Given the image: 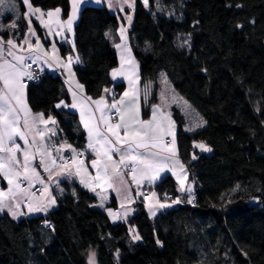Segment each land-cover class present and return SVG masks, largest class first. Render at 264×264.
Masks as SVG:
<instances>
[{
    "label": "trees",
    "instance_id": "obj_1",
    "mask_svg": "<svg viewBox=\"0 0 264 264\" xmlns=\"http://www.w3.org/2000/svg\"><path fill=\"white\" fill-rule=\"evenodd\" d=\"M9 1L15 6L0 16V35L21 41L26 9L22 0ZM31 2L45 11L61 8L65 17L71 12V0ZM133 11L128 33L145 88L143 116L163 102L166 78L199 120L194 125L178 104L169 109L192 192L179 193L169 174L156 190L164 202L179 203L151 217L141 202L129 221L113 222L94 194L65 180L54 191L57 207L47 214L20 220L0 214V264H90L92 253L97 264H264V175L243 159L237 139L238 131H247L251 145L264 151V0H137ZM122 23L105 6L81 10L75 70L89 98H101L106 89L117 97L125 89L113 79ZM43 70L38 81H28L32 90L50 84L53 95L69 103L59 75ZM59 115L88 153L77 116ZM200 143L212 154L196 147ZM137 234L141 239L134 240Z\"/></svg>",
    "mask_w": 264,
    "mask_h": 264
},
{
    "label": "crops",
    "instance_id": "obj_2",
    "mask_svg": "<svg viewBox=\"0 0 264 264\" xmlns=\"http://www.w3.org/2000/svg\"><path fill=\"white\" fill-rule=\"evenodd\" d=\"M24 3V0H22ZM33 9H36L29 0ZM137 0H129L128 3H125V0H82L77 5L76 18L73 22L71 31L67 28L62 27L63 22L68 19L64 16L63 10L57 16H54L52 20H49L47 16L48 11L51 10H41L44 13L43 16L40 13H35L29 11L28 6L24 3L25 6V16L27 21V29L25 31L24 38L21 41H17L13 38H9L15 41V47L11 48L16 56L24 57V64L21 67L22 71H27V65L29 63H34L48 73L57 76L60 82L66 85V90L70 96V102L65 100L57 99V96H54L52 92L55 91L53 86L45 84L44 88L40 90L39 93H36L32 90L30 83L27 81L26 76H22L21 83L24 85V95L26 98L27 106L31 109L33 115L37 113H43L44 119L47 120L48 117H52L55 120V124L49 122L47 125L42 123L33 124L31 119L29 121V128L25 129L23 127V118L20 120L18 130L23 131L27 138V143L25 140L20 137H14L13 141H6L5 146L8 148H14L15 145L20 146V150L16 151V158L20 162L17 165H11L12 173L10 176L5 177L2 172H0V191H3L8 194L6 202L9 204L12 210L17 211L18 213H24L14 217L8 209L0 211V214H8L15 220H20L24 217H33L47 214L49 211L57 207L58 202L55 196V188L59 187L61 182L65 180H71L78 182L84 189L89 190L92 194L97 197L96 206L101 209L106 210L107 214L113 222H122L129 221L137 210V205L142 202V198L147 197V201L144 204L146 210L149 211L151 217H155L163 208H160L159 204H166L167 206L172 204V201L164 202L160 198L159 192H157L155 185L167 177L169 174L174 176L177 182L179 193H189L187 191H180L181 185L177 175H180L183 178V173L176 161L178 160L180 164L183 165L186 170L185 164L182 162L179 153V142L177 141V125L172 119L171 114L168 110V106L160 101V103H155L151 106V114L149 117L143 116V97L145 88L141 85L140 77V66L137 62H133L134 70L129 74L121 71V51L117 48V53L119 57V66L117 67V73L113 79L115 82H123L125 84L124 91L117 97L114 96L113 89H108L105 92L103 97V103L97 105L95 101L100 100L101 98L92 99L85 95L84 87L81 89L80 93L71 90L70 83H75V80L79 83L77 78V73L75 70L76 65L80 60L77 61V52L75 47V28L78 23L81 10L84 6L94 5V6H105L111 12L117 14L122 19V24L124 25L125 31L128 33L129 29L133 25L134 20V8L136 6ZM111 5V6H110ZM15 6L13 1L7 0V2H0V16H6L9 11L13 10L11 7ZM73 3L71 0V12L72 14ZM39 17V19L37 18ZM130 17V20H129ZM59 19L60 25L55 23ZM0 19V28H2L3 23ZM43 21V22H42ZM41 29H39V27ZM47 24V26H45ZM29 28L35 33L29 32ZM120 31V30H119ZM120 36V35H119ZM0 38L4 42L9 39H4L1 35ZM25 40L28 43H25ZM121 43V36L120 41ZM66 45L70 50L66 55H64L59 46ZM117 45V44H116ZM54 46V47H53ZM11 46L4 43L3 45V54L0 55V62L3 60H8L12 63H17L14 59V56H9L7 54ZM72 57L71 63V72L67 67H61V64H67V58ZM131 60V55L128 56ZM51 65V67L49 66ZM134 73V75H133ZM75 79V80H74ZM80 84V83H79ZM81 85V84H80ZM2 86V85H0ZM133 88V89H132ZM128 93V96H124L125 93ZM137 93L136 102L132 105L133 110L138 106L139 108V120L140 121H150L153 117V112H156V122L155 127L158 128L157 140H162L164 144L171 145L172 137L168 135V131L171 130L175 134V148H176V157L172 161L163 159L164 157L170 155L168 152H163L159 147H153L150 150L153 152H160V162L162 165H165V170L160 172L159 178L155 181H149L147 178H141L140 174L137 173V179L141 182L139 185L132 181L130 174V168H124L122 164H119V158L121 153L112 151V161H115L119 165L120 170L124 173V179L127 182L126 185L115 181L114 188H108L106 184L103 187L100 186L101 182L94 179L97 176L98 168L92 166L93 160H99L103 162L105 157L103 155L106 145L104 147L98 146V151L100 155H97L96 151L89 149V134L88 129L84 127L85 121L88 122L90 126L95 125L101 132L107 133L109 138L114 140L111 132H108L103 120L101 119V109L106 117L109 118V123L111 125H116L120 122V117L123 114L125 119H128L127 105L128 101L132 97V93ZM36 93V95L34 94ZM121 97H124L125 104L121 106L117 104V108L120 110L117 111V108H112L111 105L113 102H118L121 100ZM63 101V103H61ZM75 104L76 107H71ZM56 105H60L57 107ZM158 106V107H157ZM47 108H51L50 111H47ZM60 110H66L67 112L77 116V120L85 132V151L89 154V159L86 162L79 160V155L83 152L81 148L77 146V140L75 138V128L72 125L65 123L61 115H59ZM83 112V115H82ZM47 129H51V132H48ZM39 131L44 132L43 139H41L38 134ZM120 135L124 136V129H120ZM54 133V134H53ZM76 140V141H75ZM71 145L72 148L67 146ZM122 149L127 148L126 145H118ZM72 149L76 151L73 152ZM141 152H145V149H140ZM28 153L30 163L27 168V179H25V168H24V154ZM0 155L8 156L10 153H0ZM82 162V163H81ZM47 168L48 171L44 169ZM79 169V171H78ZM17 173L19 175L17 176ZM101 175L103 173L101 172ZM13 181L12 185H9L8 180ZM19 185L17 188L16 185ZM188 185L186 184L185 188ZM11 187L12 192L9 193V188ZM192 187V186H191ZM42 188V189H41ZM95 188V191L92 190ZM119 188L120 191L117 192L116 189ZM155 193L153 196L152 194ZM127 197V199L125 198ZM54 198L55 204L49 206L50 200ZM19 204L17 209L15 206ZM45 207L47 206L46 211H39L34 213L28 212V207ZM112 205V206H111ZM150 206L155 208V215L150 211ZM166 206V207H167ZM165 208V207H164ZM109 209L112 210V213L117 214L119 218L114 219L113 215L109 213Z\"/></svg>",
    "mask_w": 264,
    "mask_h": 264
},
{
    "label": "snow or ice",
    "instance_id": "obj_3",
    "mask_svg": "<svg viewBox=\"0 0 264 264\" xmlns=\"http://www.w3.org/2000/svg\"><path fill=\"white\" fill-rule=\"evenodd\" d=\"M82 2V0H72L73 3V10L72 14L69 15L68 19L63 22L62 27L67 28V30L71 31L73 22L76 18L77 12V5ZM129 0H125V3H128ZM145 5H147L148 0H143ZM24 3L28 6V9L32 14L40 13L41 16L44 13L41 12L39 8L33 9L32 5L30 4L29 0H24ZM111 6V5H110ZM60 9L56 8L54 11H48L47 16L51 21L54 16L58 17L60 13ZM39 19V17H37ZM130 20V17H129ZM43 22V21H42ZM58 25H60L59 19L55 21ZM47 26V24L45 25ZM9 27L14 28L16 27L15 22L9 25ZM29 32H32L33 35L35 34L31 28H29ZM124 34V29L121 28V36ZM6 43L7 45L11 46L7 52L9 56H14V59L17 63H12L8 60H3L0 62V153H10L8 156L0 155V172L3 173L5 177H8L12 173L11 165H17L20 162L16 158V151L20 150V146L17 144L14 148H8L5 146L6 141H13L14 137H20L25 140L27 143V138L23 131L18 130V126L20 124L21 118H23V127L25 129L29 128V121L31 119L32 123L35 124L37 122L47 125L49 122L55 124V120L52 117H48L47 120L44 119L43 113H37L35 115L32 114L31 109L27 106L26 98L24 95V85L21 83L22 76H28L30 79L32 78L31 74L27 71H22L21 67L24 64V57L16 56L11 48H14L15 41L12 39L7 40L4 42L2 38H0V55L3 54V45ZM25 43H28L25 40ZM54 47V46H53ZM117 48L120 45H116ZM77 61L79 57L76 58ZM67 64H61V67H67L69 72H71V63L72 57L69 56L67 58ZM51 67V65H49ZM117 70H113V75L115 76ZM81 89L83 88L82 85H78ZM105 91H108L107 89ZM129 94L126 92L124 96H128ZM137 98V93L133 92L131 99L128 101L127 111H128V119H125V116L122 114L120 117V122L116 125H111L109 123V118L106 117L101 109V119L103 120L108 132H111L112 137L114 140L109 138L107 133L101 132L95 125L90 126L87 121H85L84 127L88 129L89 134V143L88 148L92 149L93 151L97 152V155H100L98 151L99 147L107 146L103 152L105 160L100 162L99 160H93L92 166L94 168H98L97 176L94 178L97 181L101 182L100 186L103 187L104 184L107 185L108 188L115 187V181H118L121 184L126 185V181L124 179V173L120 170L119 165L116 164L115 161H112L111 153L112 151L120 152L119 164H122L124 168H130V174L132 177V181L137 185L140 184V180L137 179V173L140 174L141 178H147L149 181H155L159 178L160 172L165 170V165H162L160 162V152H153L150 149L153 147H159L161 151L168 152L170 155L164 157L163 159L172 161L176 157V148H175V134L173 131L169 130L168 135L172 137L171 145H166L163 143L162 140H157V132L158 128L155 127L156 122V112H153L152 120L150 121H140L139 120V108L138 106L135 107L133 110L132 105L135 104ZM63 103V101H61ZM95 103L99 106L103 103V97L95 101ZM117 104L124 106L125 101L124 97H121V100L118 102H113L111 105L112 108H117ZM59 107L60 105H56ZM71 107H76L75 104L71 105ZM158 107V106H157ZM120 109L117 108V111ZM83 115V112H82ZM199 126H202L199 125ZM120 129H124V136L120 135ZM48 132H51V129H47ZM38 134L40 135L41 139H43L44 132L39 131ZM54 134V133H53ZM118 145H126L127 148L122 149ZM68 148H72L71 145L67 146ZM196 147H199L202 151H212L210 147L207 145L200 143L197 144ZM140 149H145V152H141ZM75 152V149H72ZM196 157L193 156V159ZM30 163V159L28 153L25 152L24 154V168H25V179H27V168ZM82 163V162H81ZM176 165H178L183 173V178L180 175H177V179L180 181V191H187L189 193L192 192L191 185H188L185 188V182L188 179L187 171L184 169L183 165L176 161ZM48 171L47 168L44 169ZM79 171V169H78ZM101 172L103 175H101ZM19 173H17V176ZM9 185L13 184L11 179L8 180ZM16 187L18 188L19 185L17 184ZM95 191V188H92ZM117 192L120 191L119 188L116 189ZM12 192L11 187L9 188V193ZM153 196L155 193L152 194ZM8 198V194L0 191V211H4L8 209L11 214L16 217L18 215H22L24 213H18L17 211L12 210L9 204L6 202ZM127 199V197H125ZM147 199V197H146ZM179 198L173 201V203H179ZM191 202V201H189ZM55 199L52 198L50 200V204L54 205ZM160 208H164L166 204H159ZM17 209L19 208V204L15 206ZM47 206L45 207H32L29 205L28 212L34 213L39 211H46ZM150 211L152 214L155 215V208L150 206ZM109 213L113 215V218H119L117 214L112 213V210L109 209ZM51 227V225H47ZM134 231V230H133ZM134 240H139L141 237L137 234L132 237ZM90 264H94L95 262V253L89 258Z\"/></svg>",
    "mask_w": 264,
    "mask_h": 264
},
{
    "label": "rangeland",
    "instance_id": "obj_4",
    "mask_svg": "<svg viewBox=\"0 0 264 264\" xmlns=\"http://www.w3.org/2000/svg\"><path fill=\"white\" fill-rule=\"evenodd\" d=\"M121 28L124 29L123 24L121 25ZM121 28L119 31L120 36H121ZM117 45H120V47H119L120 51H121V47L123 46V50L121 51V60H122L121 71H124V72H126V74H129L131 71L134 70L133 62L135 61V62H137V64H139V63H138V61H137V59L133 53L132 46L130 44L129 33H127L125 31V29H124L123 36H121V43H117ZM130 55H131V60L128 58V56H130ZM133 75H134V73H133ZM78 85H80V84L76 80H75V83L71 82L70 83L71 90L78 92V94H82V93H80L81 89L78 87ZM161 85L163 87L162 92H161V94L163 95V97H162L163 103L165 104V106H168L167 107L168 110L171 108V105H174V104L177 105L178 104V105L182 106L187 112H189V113L191 112L192 107H191L190 103L187 102L183 97L178 95L177 92L172 90L171 87H169V84H168V81L166 78L161 81ZM170 110L172 111V109H170ZM190 116H191V122L194 125H196L199 122V120H196L195 118L193 119V115L191 113H190ZM237 139H238V150H239L241 156L243 157V159L244 160L250 159V161L253 162L254 167L256 169H258L264 175V151L259 150V149L256 150L251 145L250 139H249V133L247 131H242V130L238 131L237 132ZM203 144H205V143H203ZM204 152H207L208 154H212V151H210V152L204 151ZM186 184H189L188 179L185 182V186H186ZM145 200L147 201L146 197L142 198L143 203L146 202ZM172 204H173V202H172ZM172 204H170V205H172ZM170 205H168L167 207H169ZM94 264H97L96 260H95Z\"/></svg>",
    "mask_w": 264,
    "mask_h": 264
},
{
    "label": "built area",
    "instance_id": "obj_5",
    "mask_svg": "<svg viewBox=\"0 0 264 264\" xmlns=\"http://www.w3.org/2000/svg\"><path fill=\"white\" fill-rule=\"evenodd\" d=\"M27 72H29L32 76L31 79L27 76V81H29V82L38 81L45 74L44 70L40 66H38L34 63H29L27 65ZM88 158H89L88 153L81 152V154L79 155V160H81L82 162H86L88 160Z\"/></svg>",
    "mask_w": 264,
    "mask_h": 264
}]
</instances>
